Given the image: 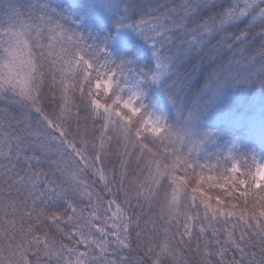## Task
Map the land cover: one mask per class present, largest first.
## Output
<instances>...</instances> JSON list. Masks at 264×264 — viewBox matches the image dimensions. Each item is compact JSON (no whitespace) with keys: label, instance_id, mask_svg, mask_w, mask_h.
Listing matches in <instances>:
<instances>
[{"label":"snow or ice","instance_id":"obj_1","mask_svg":"<svg viewBox=\"0 0 264 264\" xmlns=\"http://www.w3.org/2000/svg\"><path fill=\"white\" fill-rule=\"evenodd\" d=\"M200 6L198 0H174L170 6L160 4L146 11L147 6L128 0L121 15L131 24L122 21L121 26L151 41L159 74L149 79L160 82L173 49L202 45L226 23L255 21L252 27L259 25V36L264 38V0H234L218 18L190 28L186 22ZM8 19V25L0 27V97L21 115L5 112L0 123V264H131L128 256L108 257L109 249L116 256L132 250L133 232L143 264H264V163L233 159L220 175L210 171L205 177L204 166L191 159L196 149L187 155L177 150V140L188 147L184 138L161 118L147 114L139 93L123 95L120 68L101 58L103 49H90L65 26L66 20L61 23L55 11L42 5L27 15L12 6ZM249 32L237 34L235 43L217 41L215 47L236 48ZM259 56L264 59V44ZM259 71L264 76V63ZM48 93L55 104L50 112L44 106ZM81 111L86 113L79 142L84 147L68 140L66 130L72 119L79 125ZM89 120L94 159L85 155ZM112 141L125 171L113 167L109 178L105 144L110 149ZM57 152L60 160L55 159ZM65 154L71 161H64ZM132 157L139 171L129 179L126 169ZM97 163L102 167L93 175L98 173L104 195L92 191L81 175ZM214 190H219L215 196ZM54 199L65 202L63 211L49 209ZM85 199L88 203L82 207ZM137 207L148 211L141 215ZM57 234L72 243L58 242Z\"/></svg>","mask_w":264,"mask_h":264},{"label":"trees","instance_id":"obj_2","mask_svg":"<svg viewBox=\"0 0 264 264\" xmlns=\"http://www.w3.org/2000/svg\"><path fill=\"white\" fill-rule=\"evenodd\" d=\"M136 2L147 6L145 9L147 11L160 4L170 6L174 0H136ZM198 2L202 3V6L197 7L186 22L190 28L203 20L218 18L234 0H198ZM127 3L128 0H0V27H6L10 22L8 12L12 6L25 15L35 6L42 5L52 9L60 17V22L63 23L66 20L65 26L76 31L90 49H103L101 58L110 66H119L118 80L121 88L124 89L125 97L130 95L131 91L139 93L144 111L164 120L173 132L184 138L185 145L188 147L185 148L184 143L177 140V150H183L187 155L192 147L196 149L191 153V159L195 164L204 166L202 174L205 177L210 171L214 176L220 175L233 159L239 160L242 164L245 160L249 163L254 160L259 162L264 155V83H261L264 76L259 71V66L264 63V59L259 56L260 45L264 44V38L259 36L261 31L259 25L252 27L255 21L239 19L226 23L221 31L213 33L202 45L193 44L186 49H173L166 74L157 83L149 79L159 74L151 41L146 42L131 27L121 26L122 21L131 24V20L125 21L121 15L125 12ZM128 14H131L130 11ZM249 29L248 38L242 45L237 44L236 48L215 47L217 41L235 43V36ZM180 35L183 38V34ZM179 42L177 40V44ZM240 49L245 50L240 51ZM51 95L48 93V99L44 101V106L49 112L55 108ZM76 100L79 101V91H77ZM11 107L4 98L0 97V123L4 121L5 112H8L9 116L21 115L18 108L13 111L10 110ZM72 111L75 113V108H72ZM85 115L86 113L81 111L79 125L75 119L66 124L67 139L75 140L80 147H84L79 142L84 136ZM24 119L28 117L25 115ZM32 120L34 123V116ZM13 123L15 124L16 121ZM99 126L96 124L95 128ZM87 127L90 131L85 155L91 154V158L94 159L95 152L91 142V132L94 130L92 120L88 121ZM95 144L99 147L98 133ZM234 147L238 150L231 156L230 152ZM105 149L108 151L104 166L108 169L109 178H111L113 167L125 171L117 158L115 141L111 142L110 149L109 145L105 144ZM120 151L123 149L121 148ZM55 159H61L59 152ZM63 159L71 161V157L66 154ZM136 163V157H132L131 166L126 169L129 179H134L133 173L139 171ZM80 167L83 168V163ZM101 167L97 163L94 169L83 172L81 175L85 183L91 185L92 191L104 195L98 173L93 175V171ZM44 168L47 170L48 166L44 165ZM197 171L200 169L197 168ZM116 187L118 184L113 187V192L116 191ZM217 191L219 190H214L211 194L215 196ZM87 203L85 199L81 206ZM213 203H215L214 200ZM132 204L136 205L135 199L132 200ZM65 207V202L61 199L49 202L51 211L60 212ZM147 211V207L143 209V212L139 207L136 208V213L141 215ZM132 214V210L129 209V215ZM200 214L203 215L202 207ZM154 215H158V209ZM151 227L152 225L149 224V229ZM44 231H49L47 222L44 225ZM51 232L54 233L55 229H51ZM40 234L37 232V235ZM55 239L66 245L72 243L67 239H61L59 234L55 235ZM176 239L178 240L179 236ZM130 240L133 244L132 250L125 249L116 256L112 255V250L109 249L108 259L118 260L119 257L128 256L131 264H143V253L135 250L136 232L131 234ZM192 244L195 250L194 237ZM79 250L83 251L84 246L81 245ZM186 258L193 259L191 254H187Z\"/></svg>","mask_w":264,"mask_h":264},{"label":"rangeland","instance_id":"obj_3","mask_svg":"<svg viewBox=\"0 0 264 264\" xmlns=\"http://www.w3.org/2000/svg\"><path fill=\"white\" fill-rule=\"evenodd\" d=\"M237 150H238V149H237L236 147H234V148L231 150L230 155L233 156V154L237 153ZM259 162L264 163V155L260 158V161H259ZM263 173H264V172H262L261 175H262Z\"/></svg>","mask_w":264,"mask_h":264}]
</instances>
